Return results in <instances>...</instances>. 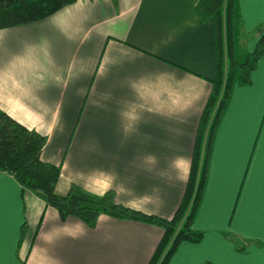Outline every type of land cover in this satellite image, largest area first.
<instances>
[{
	"label": "crops",
	"instance_id": "obj_1",
	"mask_svg": "<svg viewBox=\"0 0 264 264\" xmlns=\"http://www.w3.org/2000/svg\"><path fill=\"white\" fill-rule=\"evenodd\" d=\"M198 1L76 0L0 31V111L47 137L41 159L61 166L58 194L112 190L172 218L216 76L214 24L196 16ZM238 2L251 53L264 0ZM193 228L202 241L182 243L169 264H264V57L216 130ZM162 233L107 215L92 228L61 220L0 171V264H147Z\"/></svg>",
	"mask_w": 264,
	"mask_h": 264
},
{
	"label": "trees",
	"instance_id": "obj_2",
	"mask_svg": "<svg viewBox=\"0 0 264 264\" xmlns=\"http://www.w3.org/2000/svg\"><path fill=\"white\" fill-rule=\"evenodd\" d=\"M75 1L0 0V31L44 19ZM194 13L203 22L213 20L216 76L210 81V92L197 124L185 189L172 218L148 215L119 204L112 190L95 196L71 184L65 194H58L61 166L41 159L47 137L0 111V171L12 176L23 190L41 197L61 220L75 217L92 228L100 215H107L160 227L162 236L147 264H169L182 243L196 245L202 241L203 232L195 230L193 224L205 194L216 130L234 88L251 84V74L264 57V31L253 52L245 48L242 38L248 39L250 35L244 37L242 32L238 0H199Z\"/></svg>",
	"mask_w": 264,
	"mask_h": 264
}]
</instances>
